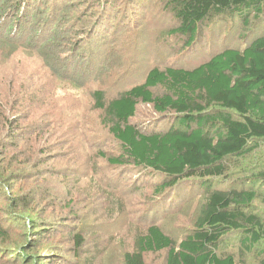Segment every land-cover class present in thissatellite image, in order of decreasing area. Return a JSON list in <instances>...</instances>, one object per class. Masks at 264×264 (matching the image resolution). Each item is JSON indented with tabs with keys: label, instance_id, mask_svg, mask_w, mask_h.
Listing matches in <instances>:
<instances>
[{
	"label": "rangeland",
	"instance_id": "rangeland-1",
	"mask_svg": "<svg viewBox=\"0 0 264 264\" xmlns=\"http://www.w3.org/2000/svg\"><path fill=\"white\" fill-rule=\"evenodd\" d=\"M63 1L60 5H69L70 11L54 25L57 42L70 38L69 48L91 39L92 46L98 45V54L83 65V72L66 65L49 69L41 56L26 50L25 54L21 49L10 52L5 46L0 51V89L5 91L4 85L14 83L16 91L25 94V102L15 93L8 102L4 94L7 114L15 117L16 136L8 145L0 144V220L8 234L0 240V262L124 264L123 255L133 250L137 229L149 222L160 225L177 244L189 234L197 216L198 193L193 185H185L192 179H182L176 194L167 198V190H153L162 184L158 172L106 162L107 156L118 153V145L99 124L101 113L94 110L92 89L116 94L142 82L153 66L190 68L226 46L246 44L263 33L264 12L257 19L250 18V28L238 18L205 23L187 47V37L172 33L177 23L163 0ZM37 2L33 3L36 7ZM45 22L29 21L25 14V43L30 40L31 48L45 38L46 34L38 32L48 28ZM51 46L64 50L58 44ZM74 80L85 84L77 87ZM178 119L175 113L158 114L151 105L139 103L132 121L142 132L152 133L177 126ZM48 122L55 127L45 126ZM66 131L72 134L62 135L69 144L59 145V133ZM77 139L88 142L78 144ZM260 169H264V143L232 165L231 176L217 186L254 188L262 194L263 184L245 179ZM30 171L34 176L26 179L25 172ZM155 204H159L156 209L149 210ZM75 234L84 241L80 248L75 245ZM236 235L226 236L220 251L233 253L241 264H260L264 255L245 253ZM166 256L167 250L148 252L144 260L166 264Z\"/></svg>",
	"mask_w": 264,
	"mask_h": 264
},
{
	"label": "trees",
	"instance_id": "trees-1",
	"mask_svg": "<svg viewBox=\"0 0 264 264\" xmlns=\"http://www.w3.org/2000/svg\"><path fill=\"white\" fill-rule=\"evenodd\" d=\"M34 1L0 0V51L5 46L10 52L21 49L25 54L26 50L30 55L41 56L40 61L49 69L66 65L78 73L98 54V45L92 46L91 39L73 43L69 48L70 38L65 43L57 42L58 28L54 25L65 20L69 5H60L63 0H38L36 7ZM163 3L177 23L172 33L187 37V47L192 46L205 23L238 18L244 27L250 28V18L257 19L264 12V0H163ZM25 14L29 21L40 19L46 21L43 26L48 24V32L38 29L46 36L36 48L30 47V40L25 43ZM12 36L13 40L9 39ZM53 43L64 50H52ZM61 54L64 56L58 60ZM73 84L81 87L85 83L74 80ZM4 88L5 91L0 89V144L8 145L16 136L15 117L7 114L9 103H3L4 94L9 96L8 102L14 93L25 102V94L16 91L14 83ZM91 96L94 110L101 113L100 126L108 129L118 145V153L107 156L106 162L158 172L162 184L153 190L158 193L167 190V198L172 192L176 194L182 179H192L185 181V185H193L198 193L197 216L189 234L177 244L160 225L149 222L137 229L133 250L123 255L124 264H146V253L161 250H167L166 264H241L233 253L220 251L225 246V237L231 234H238L245 253L264 255V192L217 186L218 181L231 176L232 165L236 166L264 143V31L246 44L218 50L193 67L153 66L138 84L116 94L94 87ZM139 103L151 105L158 114L179 115L178 125H170L164 132H142L141 126L132 121ZM45 126L55 127V123L48 122ZM63 134L72 137L68 131L59 133L62 146L69 144ZM86 142L77 139L78 144ZM33 176L31 171L25 172L26 179ZM245 179L264 185V169ZM257 200L260 207L254 208ZM159 204L149 206V210ZM7 235L0 220V240H6ZM73 237L80 248L82 236ZM260 264H264L263 258Z\"/></svg>",
	"mask_w": 264,
	"mask_h": 264
}]
</instances>
